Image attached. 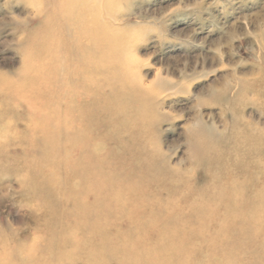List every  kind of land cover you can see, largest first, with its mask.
<instances>
[{"label":"rangeland","instance_id":"obj_1","mask_svg":"<svg viewBox=\"0 0 264 264\" xmlns=\"http://www.w3.org/2000/svg\"><path fill=\"white\" fill-rule=\"evenodd\" d=\"M101 48L66 138L44 80ZM6 85L0 264H264V0H0Z\"/></svg>","mask_w":264,"mask_h":264},{"label":"bare ground","instance_id":"obj_2","mask_svg":"<svg viewBox=\"0 0 264 264\" xmlns=\"http://www.w3.org/2000/svg\"><path fill=\"white\" fill-rule=\"evenodd\" d=\"M86 12L91 11L86 10ZM78 13L83 15L81 12ZM94 52H96V50H94ZM97 52V58L88 56L90 60L87 59L89 61L86 60L84 62L85 64L83 65V68L78 67L77 60L76 63L73 61L69 65L64 64L61 66V68H59V70L56 72V79L53 81L44 80L46 87L48 85L50 86L45 88L48 89V91H33L30 93L32 97L41 95L42 92L46 93L45 97L50 99L47 102L49 104L48 107L52 102H54V105H56V98L65 103L60 107L55 106V109L53 110L42 111V114L46 116L51 115L52 118L59 117V119L65 121L64 123H70L71 125L65 126L64 129L58 131V133L64 134L66 138H74L77 135H81L83 133L86 134L88 130L92 129L90 125L91 119L98 115L97 109H99L100 106L105 105L104 101H91L92 95H89L88 92H86L99 85L102 78L101 76H103L102 48L101 50L98 49ZM71 55H74V53L72 52ZM76 85L80 86L82 92H77V90H75ZM18 91L19 90L16 87L13 88L10 85L0 87V95H8L10 98L11 96H17L16 93ZM97 93L99 96L102 95V89H99ZM257 163L259 164V162ZM255 172L256 175H254V179L261 181L262 176H264V167L260 166L255 170ZM250 216L252 218L263 217L262 214L257 215V211L255 213L253 212V215ZM177 264L181 263L177 262Z\"/></svg>","mask_w":264,"mask_h":264}]
</instances>
